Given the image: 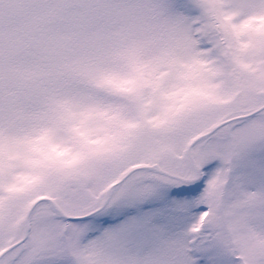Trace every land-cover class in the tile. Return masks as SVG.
I'll list each match as a JSON object with an SVG mask.
<instances>
[{
    "label": "snow or ice",
    "instance_id": "6c2138e0",
    "mask_svg": "<svg viewBox=\"0 0 264 264\" xmlns=\"http://www.w3.org/2000/svg\"><path fill=\"white\" fill-rule=\"evenodd\" d=\"M0 264H264V0H0Z\"/></svg>",
    "mask_w": 264,
    "mask_h": 264
}]
</instances>
